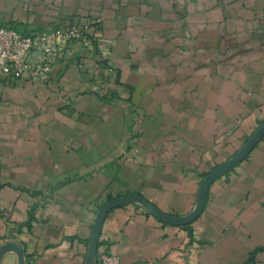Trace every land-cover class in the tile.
I'll list each match as a JSON object with an SVG mask.
<instances>
[{
	"label": "crops",
	"instance_id": "1",
	"mask_svg": "<svg viewBox=\"0 0 264 264\" xmlns=\"http://www.w3.org/2000/svg\"><path fill=\"white\" fill-rule=\"evenodd\" d=\"M92 20V51L0 75V264H21L7 243L25 264H83L122 197L98 241L121 264H264V133L202 190L264 122V0H0V23ZM140 198L200 212L172 224Z\"/></svg>",
	"mask_w": 264,
	"mask_h": 264
},
{
	"label": "built area",
	"instance_id": "2",
	"mask_svg": "<svg viewBox=\"0 0 264 264\" xmlns=\"http://www.w3.org/2000/svg\"><path fill=\"white\" fill-rule=\"evenodd\" d=\"M99 33V20L79 21L67 28L0 23V75L9 80L43 77L52 71L57 58L71 49L81 47L86 53L92 51ZM80 66L86 68L87 64ZM96 91L99 95L112 92L107 87V77L96 83ZM94 264H121V261L113 251L104 249L98 251Z\"/></svg>",
	"mask_w": 264,
	"mask_h": 264
},
{
	"label": "water",
	"instance_id": "3",
	"mask_svg": "<svg viewBox=\"0 0 264 264\" xmlns=\"http://www.w3.org/2000/svg\"><path fill=\"white\" fill-rule=\"evenodd\" d=\"M263 133H264V122L261 124V126L258 128V130L255 132L253 138L245 145V147L232 160H230L229 162H227L223 166L217 167L208 175V177L205 179V181L203 182V185H202L203 192L206 191L209 182L215 176H217L220 172H222L226 168H229L232 165H234L243 155H245L249 151V149L253 146V144L260 138V136ZM125 199H126L125 197H122L119 199L112 200L100 208L98 215H97L96 222H95V226H94L93 238L89 244V251H88L87 255L85 256V264H94L95 263V259H96L97 253H98V241H99V235H100V231H101V224H102V221H103V218H104L106 211L110 207L124 202ZM140 199L155 215H157L158 217H160L164 221H166L168 223H172V224L189 223V222L193 221L198 216V214L200 212V209H197L194 213H192L191 215H189L187 217H174L172 215H169L167 213L160 211L154 204L149 203L145 199H142V198H140ZM7 246H11V247H14L15 249H17V251L19 252V255H20L21 264H25L23 249L20 246L15 245L14 243H7Z\"/></svg>",
	"mask_w": 264,
	"mask_h": 264
},
{
	"label": "trees",
	"instance_id": "4",
	"mask_svg": "<svg viewBox=\"0 0 264 264\" xmlns=\"http://www.w3.org/2000/svg\"><path fill=\"white\" fill-rule=\"evenodd\" d=\"M94 47H97V40H94ZM102 66L106 67V62H102ZM106 77V76H105ZM104 101H109L110 99H112L113 97H117V95L113 92H109L108 94L105 95H99Z\"/></svg>",
	"mask_w": 264,
	"mask_h": 264
},
{
	"label": "rangeland",
	"instance_id": "5",
	"mask_svg": "<svg viewBox=\"0 0 264 264\" xmlns=\"http://www.w3.org/2000/svg\"><path fill=\"white\" fill-rule=\"evenodd\" d=\"M86 64H87V63H86ZM104 76H106V75L104 74L103 71H101V72H100V75L98 76V78H97V80H96V83H98L101 79H103ZM107 87H108V89H111V87H110L109 84H108V79H107Z\"/></svg>",
	"mask_w": 264,
	"mask_h": 264
}]
</instances>
